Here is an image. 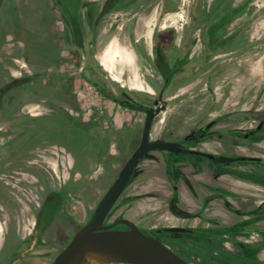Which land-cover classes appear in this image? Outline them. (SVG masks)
Wrapping results in <instances>:
<instances>
[{
	"label": "rangeland",
	"instance_id": "1",
	"mask_svg": "<svg viewBox=\"0 0 264 264\" xmlns=\"http://www.w3.org/2000/svg\"><path fill=\"white\" fill-rule=\"evenodd\" d=\"M169 1L173 13L163 23L174 30L175 36L181 35L182 26L197 27L198 0ZM205 1L211 4V0ZM233 2L236 6L246 2L245 10L234 18L230 28H249L251 54H247L250 56L247 67L255 81L239 88L238 77L234 76L229 82V92L225 91L221 97L217 88L207 93L205 83L211 82L203 80L198 86L204 93L200 96L192 84L183 86L189 78L179 74L174 87L162 96L166 109L153 121L151 141L197 135L202 124L212 119L221 120L213 130L243 135L264 116V92L257 95L259 87L264 86V0ZM151 4L146 20L144 14L117 17L112 14L93 32L83 28L84 46L80 50L73 46L68 28L60 13L53 9L52 0L3 3L0 86L14 76L29 77L31 81L15 93L17 97L20 95L21 103H26L20 109L18 102L6 107L5 98L0 110V148L5 144V154L15 151L16 156L35 142V147L26 152L30 159L38 160V168L43 166L44 176L37 196L29 186L22 194L17 191L15 197L12 187L10 196L21 206L16 213L0 202V264H9L13 254H16L14 264L53 262L73 235L90 221L134 152L141 138L145 111L154 108L162 79L156 70L157 60L135 61L127 31L135 18H139L137 39L151 31L161 0ZM111 41L127 49L134 62L132 68L122 69V80L114 77L121 83L99 65V57ZM118 60L132 64L129 55L113 44L101 58L105 63L113 62V74H118L115 68ZM133 82L145 88L139 91L141 86L136 85V90L132 88ZM33 114L37 119H30ZM19 132L25 134L10 140ZM191 147L264 158V132L250 141L218 134L202 143L193 142ZM233 170L219 171L204 158L149 153L106 223L125 218L145 230L171 226L222 229L231 240L264 245V235L258 233L264 231V167L241 164ZM25 179L33 182L35 177L26 174ZM51 190L67 192L52 225L42 236L41 246L29 248L33 215L41 197ZM172 214L188 220L182 223ZM189 239L191 244L196 242ZM228 247L229 252L238 254L231 244ZM256 255L258 263L264 264V250Z\"/></svg>",
	"mask_w": 264,
	"mask_h": 264
},
{
	"label": "flooded vegetation",
	"instance_id": "2",
	"mask_svg": "<svg viewBox=\"0 0 264 264\" xmlns=\"http://www.w3.org/2000/svg\"><path fill=\"white\" fill-rule=\"evenodd\" d=\"M154 1L155 0H52V7L54 10L58 11L61 17L63 18V22L66 25V28H68V31L70 33L73 46L81 50L83 49L84 46L83 28H88L91 32H93L95 28H97L98 25H100V23H102L112 14H114L116 17L124 14H131L132 16L144 14L143 20L144 19L146 20L150 16L149 8L152 7L151 3ZM4 2L5 0L1 1L0 9L2 8ZM210 3L211 4L208 3L207 5V1L198 0V4L196 8V12H197L196 15L198 17L196 21L197 27L185 28L184 26H182L181 28L182 32L179 37L175 36L174 32L171 31L172 29H169V26H166L163 23L165 18L173 13V11H171V2L169 0H161V5H159V10L156 13L155 24L153 25L151 31L150 32L148 31L147 34L142 33L140 38L138 39L136 38L139 18L133 19L130 24V27H128L131 28L129 29V31H127V35L130 40V46L135 61L144 62L145 60H150V61H152L153 59L157 60L156 70L162 79V86L159 90L158 98L153 102V106L154 108L164 107V109L161 110L160 113L165 111L166 109V106L164 105L162 100L163 94L170 88L174 87L175 84L174 82H176L175 78L181 73H184L185 76H188L189 78V81L183 84V86H189L190 84H192L194 88H198L200 81L207 80L211 82L209 85H208L209 82L205 83L207 93L208 92L210 93V91L214 92V89L217 88L216 90L220 92L221 97L224 96L225 91L229 92V87H230L229 82H231L232 77L234 76L240 77L243 75H247V71L249 69L247 67L249 65L248 61L250 60V56L247 54H251L250 53L251 42L248 39V35H247L249 28H230L232 22L235 20L234 18L237 15H241L245 10L246 2L245 4L237 5V6L234 4L233 0H211ZM143 7L145 8L143 9ZM71 28L81 29L80 33L82 38V47L79 48L73 42ZM115 28H117V25L115 26ZM112 44L116 48H118L121 53L128 54L132 61V64H126L125 62H121L120 60H118L119 61L118 65L117 67H115L118 68L117 70H119L118 74L108 73V71H106L101 66L100 63L101 58L104 57L105 52ZM148 50H150V52H148ZM161 54H164V56H160ZM99 65L103 71L112 75L113 80L114 77L116 78L118 77L122 80V75H123L122 69L124 67L132 68L134 62H133L132 54L127 49H125L117 42L111 41L103 49L101 56L99 57ZM162 69L165 70L164 71L165 73L162 72ZM29 81H31L29 77L23 78L22 76H14V78H10L6 82H4L0 86V110L5 105V98H7V103H8L6 107L11 106L18 102L19 103L18 106L20 105L18 109H20L22 105L26 104L23 102L21 103L20 99H18L20 95H18L17 97L15 93L17 89H21L23 85L29 83ZM194 82H196V84ZM136 85L141 86V89L139 91H142L143 88H145L142 86V84H139L138 82L137 83L133 82L132 88L136 89ZM261 87H259L257 95L264 92V86L263 89ZM197 91L199 92L198 95L200 96L204 95V93L202 92L203 89L198 88ZM160 94L162 95L161 99H159ZM155 102H157L156 105H154ZM34 115L35 114L31 115L32 117L30 118L31 120L37 119L35 118ZM263 119L264 116L260 118L258 121H256V125L253 129L249 130L247 133L243 135L236 133H229L227 131H222V130H213L215 126H217L221 122V120L212 119L202 124L201 129L197 135H191L187 138L176 139L171 141H151V139L150 141L178 142L184 144L188 149L202 151L223 157L247 156L243 154H236L230 151H222L221 149H214L215 151H212V149L211 150L196 149V147H191V143L199 142V141L202 143L207 139L218 134L220 135L226 134L229 136L230 139L233 138V139H242L244 141H250L254 139L257 135H260L261 133L264 132V125H263L262 129L259 132L250 134ZM10 126L11 125L9 124V127ZM21 132L16 133V137H11L10 140H15L25 134V132L23 133ZM245 135H248V137L245 138L244 137ZM31 147L32 148L35 147V142H32L30 146L26 149L29 150ZM51 147L54 148V146ZM137 147L138 144L136 145V148ZM4 149H5V144L4 147L0 148V202H2L4 208H6L7 210L9 209L14 210V212L16 213L18 209H21V206L16 202L18 201L17 199L12 198V196H10V194L12 193L11 190L14 188L13 194L15 196L17 195V191L22 194V191H25L24 188L29 189L31 187L34 189L37 196L38 188L40 185L42 186L43 184V176H44L43 175L44 172L42 169L43 166L39 165L40 168H38V164H36L38 163V160L34 158L30 159L31 155L28 152H26L27 151L26 149L25 152L19 153L16 156H15V151H11L8 154H5ZM41 149H43V147ZM152 152H157V151H152ZM149 153H147L140 160L139 164ZM159 153H164L172 158H177L181 156L204 158L197 156L174 155L169 152H159ZM249 157H255V156H249ZM256 158H261V157H256ZM204 159L207 160V163H209L211 167L216 168L219 171L223 170V172L226 171L233 172L234 171L233 169L241 164H247V165L257 164L264 167V158H261L262 162L260 163H235L231 165L216 163L215 161L209 160L207 158ZM139 164L134 169L131 178L134 176ZM26 174L28 176L35 177L33 182H28L25 179ZM125 189L123 190V192L125 191ZM65 192L67 191L51 190L46 194V196L41 197V202L38 205V209L33 215L32 228L29 232V238L27 241V243L29 244V248L34 246H41L42 236L52 225L53 219L57 215L58 210L60 209L64 201ZM47 201L49 203H52L53 207H55V210L53 212H51V207H47L46 208L47 212L44 213L45 212L44 209L47 204ZM113 208L111 209V211L113 210ZM231 209L232 212H234L233 210L234 208ZM111 211L109 212V214L105 219L104 222L105 225H111L114 224L119 219H125V218H119L113 223H106V220L108 219ZM9 214L12 215L13 213L10 212ZM17 215H19L18 217L20 218L22 214H20L19 212V214ZM172 215L177 220H181L182 223L186 222L185 220H188L187 218L186 219L181 218L178 214L176 215L172 214ZM49 217L50 219L47 222ZM128 221L136 225V223H134L133 221L131 220ZM118 225L122 226V228H117L116 227L117 225H115L113 227V230L128 229L127 227L121 224ZM136 226L142 233L155 240H158L159 242L167 246L174 253H176L178 256H180L190 264H200L199 259H194L192 255L187 256V250L196 242L198 244L208 243V241L204 240L203 238L205 237L204 236L205 234L213 235L221 240L223 239L226 240L222 242V246L225 252L230 255H233L235 257H245L247 254L248 255L250 254L249 256H246L247 257L246 259L250 260V262H245L244 264H259L256 254L257 253L259 254L262 250H264V245L262 244L231 240L226 235V232L222 231V229L200 230L189 226H171V227H182L192 230L191 233L171 234L164 232L163 231L164 228L145 230L138 225ZM157 230H161V232L157 233L156 232ZM258 233L264 235V231L260 230ZM177 235L181 237L179 238L175 237ZM172 236H174V238L168 239V237H172ZM189 238H192V240L195 239L196 242L191 244ZM182 239L187 240L188 249L185 248L186 250L184 248L182 249V247H180L177 244V242ZM202 241H206V242H202ZM235 242L241 243L243 245H252L253 248L244 247L243 251L239 252L238 249L234 248V246L232 245ZM228 244H231L233 248L238 251V254H233L229 252ZM15 255L16 254L12 255L13 259L12 261H10L9 264H14Z\"/></svg>",
	"mask_w": 264,
	"mask_h": 264
},
{
	"label": "water",
	"instance_id": "3",
	"mask_svg": "<svg viewBox=\"0 0 264 264\" xmlns=\"http://www.w3.org/2000/svg\"><path fill=\"white\" fill-rule=\"evenodd\" d=\"M161 96L160 94L159 99ZM156 104L157 102L154 105ZM163 109L164 107H157L148 108L145 111L146 116L138 147L121 168L118 177L103 196L90 221L72 237L68 245L51 264H89L88 258L91 253L98 255L102 264H190L158 240L142 233L136 225L126 219H119L111 225L104 224L107 215L127 186L140 160L152 151L204 157L227 165L260 163L262 159L249 156H217L188 149L184 144L178 142H151L150 130L153 120ZM263 125L264 119L250 134L259 132ZM244 137L247 138L248 135ZM118 224L128 229L113 230V227ZM163 231L171 234L192 232V230L182 227H167ZM156 232L160 233L161 230Z\"/></svg>",
	"mask_w": 264,
	"mask_h": 264
},
{
	"label": "trees",
	"instance_id": "4",
	"mask_svg": "<svg viewBox=\"0 0 264 264\" xmlns=\"http://www.w3.org/2000/svg\"><path fill=\"white\" fill-rule=\"evenodd\" d=\"M80 30H81L80 28H71L73 42L79 48L82 47V38H81ZM164 71L165 70L162 69L163 73H165ZM47 207H51V212L55 210L53 204L47 201V204L44 209L45 211L44 213L47 212L46 210ZM49 219L50 217L48 218L47 222L49 221ZM204 236H205L203 237L204 240L208 241V243L198 244L196 242L197 244L196 243L193 244L191 247H189V249L187 248V240L185 239L179 240L177 244L180 247H182V249L183 248L188 249L187 256L192 255L194 259H199L200 264H244L245 262H250V260L246 259L247 258L246 256H249L250 254L249 255L247 254L245 257H235L233 255L226 253L222 246V242L226 240L218 239L210 234H205ZM232 245L234 246V248L238 249L239 252H242L244 247L253 248L252 245H243L238 242H235Z\"/></svg>",
	"mask_w": 264,
	"mask_h": 264
},
{
	"label": "bare ground",
	"instance_id": "5",
	"mask_svg": "<svg viewBox=\"0 0 264 264\" xmlns=\"http://www.w3.org/2000/svg\"><path fill=\"white\" fill-rule=\"evenodd\" d=\"M101 66L106 70L108 71V73H111L113 74L114 72V66H113V62L112 63H105L104 61H101ZM118 79V77H117ZM88 261H89V264H102L100 262V258L98 255H96L95 253H91L89 255V258H88Z\"/></svg>",
	"mask_w": 264,
	"mask_h": 264
},
{
	"label": "crops",
	"instance_id": "6",
	"mask_svg": "<svg viewBox=\"0 0 264 264\" xmlns=\"http://www.w3.org/2000/svg\"><path fill=\"white\" fill-rule=\"evenodd\" d=\"M169 29H172V28H169ZM171 31L174 32L173 29ZM238 81H239V88H242V87H244L246 85V83H250L251 84L253 81H255V79L253 78V76L250 74V72L248 70L247 71V76L243 75V76L238 77Z\"/></svg>",
	"mask_w": 264,
	"mask_h": 264
}]
</instances>
